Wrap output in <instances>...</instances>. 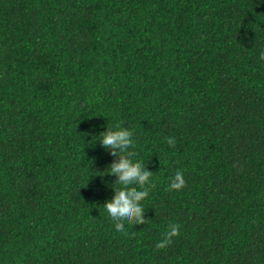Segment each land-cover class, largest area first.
I'll return each instance as SVG.
<instances>
[{
  "label": "trees",
  "instance_id": "1",
  "mask_svg": "<svg viewBox=\"0 0 264 264\" xmlns=\"http://www.w3.org/2000/svg\"><path fill=\"white\" fill-rule=\"evenodd\" d=\"M262 52L264 0H0V264H264ZM117 123L153 172L124 232Z\"/></svg>",
  "mask_w": 264,
  "mask_h": 264
},
{
  "label": "clouds",
  "instance_id": "2",
  "mask_svg": "<svg viewBox=\"0 0 264 264\" xmlns=\"http://www.w3.org/2000/svg\"><path fill=\"white\" fill-rule=\"evenodd\" d=\"M261 59H264V52L261 53ZM133 135L132 130L117 123L111 127L106 126V131L98 136L100 145L113 157H118L103 172L97 173L100 176L107 174L117 177L111 185L114 195L111 200L104 202L103 207L120 232H124L123 221L132 225L146 223L143 218L145 208L141 201L149 194L146 185L151 186L150 178L153 175L152 171L146 170L144 163L134 159L136 152L132 150L135 148ZM166 142L169 146L175 147L173 137H167ZM185 186L183 173L177 170L170 178L168 190L179 191ZM168 227L170 231L157 244V248L168 246L172 243V238L179 235V224H170Z\"/></svg>",
  "mask_w": 264,
  "mask_h": 264
}]
</instances>
